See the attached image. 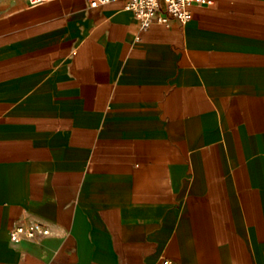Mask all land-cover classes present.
<instances>
[{
  "label": "crops",
  "instance_id": "crops-1",
  "mask_svg": "<svg viewBox=\"0 0 264 264\" xmlns=\"http://www.w3.org/2000/svg\"><path fill=\"white\" fill-rule=\"evenodd\" d=\"M188 7L0 0V264H264V0Z\"/></svg>",
  "mask_w": 264,
  "mask_h": 264
},
{
  "label": "built area",
  "instance_id": "built-area-1",
  "mask_svg": "<svg viewBox=\"0 0 264 264\" xmlns=\"http://www.w3.org/2000/svg\"><path fill=\"white\" fill-rule=\"evenodd\" d=\"M44 0H28L30 4H37ZM111 0H87L90 7L105 4ZM209 4L211 0H124V8L131 11L136 22L138 31L145 30L152 22L168 24V16L176 18L180 23H184L192 16L189 9L191 4ZM135 34V39H139V34ZM49 226L36 219L23 218L17 220L8 230L9 239L18 242L23 238H36L48 235ZM162 264H174L164 259Z\"/></svg>",
  "mask_w": 264,
  "mask_h": 264
}]
</instances>
